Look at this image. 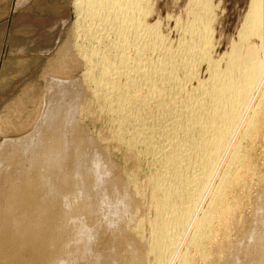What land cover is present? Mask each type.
<instances>
[{
  "label": "bare ground",
  "instance_id": "obj_1",
  "mask_svg": "<svg viewBox=\"0 0 264 264\" xmlns=\"http://www.w3.org/2000/svg\"><path fill=\"white\" fill-rule=\"evenodd\" d=\"M156 2L74 0L77 34L69 45L71 55L67 53L73 62L62 60L57 64L60 69L56 66L57 72L69 74L76 67L84 68L83 78L88 80L89 89L114 113L105 111L114 116V124L118 123L113 137L119 148L128 152L130 159L132 155L133 160H147L154 172L147 176L149 181L146 179L150 183L146 203L137 198L147 191L146 186L145 193L144 188L140 192L135 187L139 181L131 185L136 188L135 193L132 190L133 198L122 195L123 191L122 198L115 203L110 194L103 193L112 176V168L104 162L107 157L86 164L85 174L74 180L80 198L76 194L78 199L74 198L72 208L67 207L72 219V239L58 245V257L53 264H119L117 253L110 249L113 246L98 248L101 228L95 223L99 222L96 214L102 212L104 205L112 204V217L105 224L107 229H113L133 208L135 194L136 201L143 202L141 208L146 215L141 219L137 215L139 220L132 221L137 237L134 235L136 238L133 236L128 243L134 254L128 263L196 264L192 250L207 257V247L216 243V235H220H215L214 222L230 216L232 205L228 203L234 199L228 198L235 187L245 188L247 175L257 173L255 165L250 164L252 158L249 161L246 156L250 152L245 150L250 151V147L245 148L249 146L247 141H254L264 126V0H238V5L244 2L243 8L247 6L244 12L234 9L231 0H172L167 15L154 20ZM233 17H239L236 25L229 21ZM223 46H227L226 51L218 54ZM1 125L2 121L0 131ZM9 146L4 151L0 149V171L12 164L9 154L15 144ZM82 157L84 160L86 156ZM139 163L137 166L142 164ZM100 216L104 218L103 213ZM251 237L257 256L252 264H262L264 232L255 234L252 230Z\"/></svg>",
  "mask_w": 264,
  "mask_h": 264
},
{
  "label": "rangeland",
  "instance_id": "obj_2",
  "mask_svg": "<svg viewBox=\"0 0 264 264\" xmlns=\"http://www.w3.org/2000/svg\"><path fill=\"white\" fill-rule=\"evenodd\" d=\"M169 1L172 0H158L155 3L157 15L154 20L158 17L163 19L167 15ZM237 1L231 0L232 7L234 9L237 7L242 12L246 11L247 6L245 9L243 8L244 2L240 6ZM238 19L239 17H233L229 18V21L232 25H236ZM76 20L77 11L74 0H26L25 2L22 0H0V122L2 121L1 127H3V130L0 131V149H8L9 145L14 143V150L19 151L13 150L14 153L12 151L9 154L12 157V164L8 166V169L7 165H3L6 168L3 167L0 171V264L54 263L58 257L56 252L59 247L72 239V237L70 238V235L72 236V225L70 226L72 219H70L71 214L67 207L72 208L76 194L80 193L76 189L78 187L75 186L77 180H74L79 175L85 174L88 164L95 158L106 156L107 160L104 157V162L112 168L110 173L112 176L106 183V186L109 187L105 186L103 193L110 194L109 198L115 199L113 202L116 203V200L121 199L125 193L132 197L136 191H134L135 187L144 193L145 188L147 191L150 190L148 189L150 183L147 176L154 172L153 166L145 159L139 160L133 157V160L132 155L130 159V154L119 148L113 137L114 130L118 131L119 129L117 128L118 123L115 125V121H112L114 113H111L110 107H108L109 111L106 109L108 105H103L102 98L98 99L92 88L89 89L88 80L83 78L84 68L76 67L69 74L57 72L56 66L60 69L57 64L62 60L65 59V63L73 62L68 49L77 34V31L75 34L77 27L74 26ZM226 49L227 46H223L218 50V54H223ZM54 75H57L58 78ZM83 82H86L88 87ZM101 105L103 106L100 107ZM106 110L112 114V118L105 112ZM49 115L55 119H50ZM257 133L254 141H247L249 146L245 142V149L250 147V151L245 150L246 153L250 152L246 156L249 161L252 158L250 164H253V167L255 165L254 169L257 172L252 173L254 180H249L252 178L251 174L247 175L245 188L242 189L243 186L235 187L234 192L228 198V200L231 199L230 201L234 199V202L242 208L237 207V209L234 207L237 205L233 204V201V203L229 201L228 204L232 205L233 210L236 209V213L234 214L230 208L233 216L229 211L230 216L228 215L226 220L223 217L219 219L220 221L217 219L218 222H214L215 235H220H216L219 240L216 238L217 241L210 245L211 248L207 247L206 251L209 252L207 257L201 256L198 252L199 255H197L192 250L196 264H252L257 258L255 240L251 237V232L252 230L255 234L264 232V222L261 218L264 215V126ZM110 135L115 142L110 140ZM20 143L22 144L20 145ZM82 154L86 156L84 160ZM136 163L143 165H138L139 168ZM113 166L118 171L113 169ZM75 174L76 177H73ZM130 174L131 176H129ZM126 180L130 182L127 181V184ZM119 181L121 185H118ZM138 181L139 186L137 185ZM116 185L120 187L121 192ZM131 185L132 187L137 186L132 188ZM110 187L113 189L111 188V190ZM129 188L131 191L128 190ZM141 188L144 189L141 191ZM123 191L124 193L121 195ZM147 191L145 195L142 192L141 197H137L135 194V199L141 198L144 202L147 195L146 200L148 201L149 191L148 193ZM113 192L114 194H112ZM79 195L78 198H80ZM114 195L118 198H115ZM136 200L132 205L133 208L136 207L135 210L131 208V211L126 212L119 220L121 221L118 222L119 225L116 224L119 228L116 226L113 229L106 228L107 218L112 217L110 212L113 209L112 204L104 205L102 212H99V215L96 214L99 217L97 220L99 222L95 223L101 228L99 240L101 246L99 245L98 248L105 250L106 247L113 246L110 249H114L117 253L119 264H129L128 262L133 259L132 245L128 244L134 235L137 237L135 231L132 230L136 229L133 222L139 220L138 217L146 215L145 210L142 209L143 202L140 199L138 202ZM137 209L141 211L138 212ZM102 213L106 222L101 219ZM96 215L95 219H98ZM137 215L138 217H135ZM234 215H236L237 221ZM69 220H71L70 224ZM103 222L105 226L102 225ZM220 222L221 224H218ZM62 223L63 225H60ZM68 227L69 229H67ZM217 229L220 230L219 233L216 231ZM109 230L118 231L109 232ZM58 232L61 235L65 233L64 237ZM111 234H113V238ZM221 241H224V244ZM60 242H62L61 245ZM217 250L222 252L218 253ZM220 254H224L223 257L227 258L223 259ZM208 255L212 261L208 260ZM226 260H229V263L225 262Z\"/></svg>",
  "mask_w": 264,
  "mask_h": 264
}]
</instances>
